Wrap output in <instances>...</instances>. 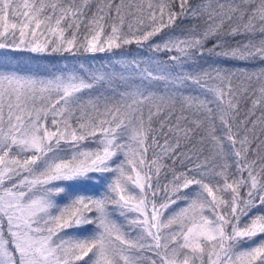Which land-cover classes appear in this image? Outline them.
<instances>
[{"label":"snow or ice","instance_id":"1","mask_svg":"<svg viewBox=\"0 0 264 264\" xmlns=\"http://www.w3.org/2000/svg\"><path fill=\"white\" fill-rule=\"evenodd\" d=\"M0 264H264V0H0Z\"/></svg>","mask_w":264,"mask_h":264},{"label":"trees","instance_id":"2","mask_svg":"<svg viewBox=\"0 0 264 264\" xmlns=\"http://www.w3.org/2000/svg\"><path fill=\"white\" fill-rule=\"evenodd\" d=\"M25 55H28V54H25ZM40 62L43 63V64H47L49 66L56 65L57 67H64L65 64L72 63V59H71V57H68L67 59H64L59 54H56V55H53V56H49L47 59H44V60H42Z\"/></svg>","mask_w":264,"mask_h":264}]
</instances>
